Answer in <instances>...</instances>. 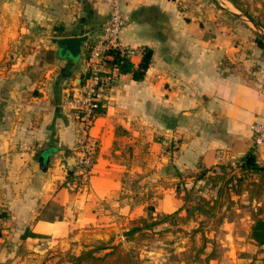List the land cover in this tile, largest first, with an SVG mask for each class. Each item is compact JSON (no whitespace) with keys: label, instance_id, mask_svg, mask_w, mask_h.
I'll use <instances>...</instances> for the list:
<instances>
[{"label":"crops","instance_id":"0c3cea01","mask_svg":"<svg viewBox=\"0 0 264 264\" xmlns=\"http://www.w3.org/2000/svg\"><path fill=\"white\" fill-rule=\"evenodd\" d=\"M115 1L119 43L136 51L130 61L136 67L145 48L152 59L142 81L101 69L112 81L103 83L105 113L89 130L96 160L87 185L72 191L65 182L78 136L67 98L90 71L111 3L0 0V264H55L66 253L123 242L147 202L153 218L184 216L177 174L233 164L249 149L264 166V139L252 129L264 125V52L245 22L220 5L206 17L201 4L197 12L183 0ZM83 30L80 59H58L51 40ZM232 200L240 206L233 217L208 233L218 254L207 244L210 254L196 264H264V245L249 235L246 206L256 202L247 194ZM261 204L264 217V196ZM173 247L181 251L177 241Z\"/></svg>","mask_w":264,"mask_h":264},{"label":"trees","instance_id":"16d2710c","mask_svg":"<svg viewBox=\"0 0 264 264\" xmlns=\"http://www.w3.org/2000/svg\"><path fill=\"white\" fill-rule=\"evenodd\" d=\"M175 1V0H173ZM216 4L215 0H211ZM234 6V8L240 10L239 0H227ZM216 6L220 8L217 4ZM243 16L249 20L256 23L260 28L264 30V24H262L258 19L251 16L248 12H242ZM254 42L256 46L264 52V35L258 32L254 33ZM108 58L104 60V65L109 69H115L118 75L130 74L132 79L135 81H142L152 59V50L145 48L142 52V58L140 63L135 67L130 61V57L125 53L117 49H110L106 52ZM90 71H87L82 77L79 87H83L85 80L89 77ZM106 76V75H105ZM97 117L105 113V107L101 104L97 106L94 110ZM77 166H75L76 168ZM231 170V166H226L224 164H219L211 168H199L198 172L194 175H187L192 177L193 185L190 188L185 186L184 180L182 181L183 187H180V183L176 186V196L183 201L182 209L185 211L184 216H180L179 212L176 211L171 214H160L155 218L151 216V208L146 209L147 216L140 217L136 220H132L130 228L124 232V236L127 240H131L137 233H142L145 230L153 229L156 226L169 223L172 225L182 224L187 225L190 221H194L196 217L214 218L216 216L215 210L219 208L221 203V198L224 193H232L233 196H240L242 194H247L250 201L254 200L256 202L255 207L250 208L252 225L250 228V238L259 246L264 245V217H263V207L261 204V199L264 196V166H261L257 162L256 154L254 149H249L236 163L235 171L233 174L226 178L224 170ZM74 168V171H75ZM218 168L220 171L215 174L214 177L210 178L212 181L220 180L222 184L218 186L216 197L211 199H205L202 196H198V201L200 203L190 206L192 203V196L194 195L193 187L194 185L205 179L207 173L210 170H215ZM74 171H69L67 174L66 182H72L79 179V176L74 173ZM222 173V174H221ZM178 178L181 179L184 175L177 174ZM230 203H232L230 201ZM151 220V222H148ZM202 224V223H200ZM200 226V225H199ZM196 231V230H193ZM214 246V242H211ZM99 246L93 245L91 247L85 248L78 255L70 254L68 255V260L71 264H136L131 251L125 250L120 246L105 245L99 243ZM98 245V244H97ZM105 245V246H104ZM105 252L104 254H100Z\"/></svg>","mask_w":264,"mask_h":264},{"label":"rangeland","instance_id":"374dc122","mask_svg":"<svg viewBox=\"0 0 264 264\" xmlns=\"http://www.w3.org/2000/svg\"><path fill=\"white\" fill-rule=\"evenodd\" d=\"M215 1L218 6L220 5L222 9L225 10V15L227 16H231L229 11L243 16L242 12L244 11L248 12L251 16L258 19L262 24H264V0H239V6L241 8L240 10L234 8V6H232V4L227 0ZM183 4L185 6L192 7L193 10L196 11L197 8H194V6L199 7V5L201 4L200 11H203L204 13L202 14H204L206 17L212 16L213 11L216 12V10L218 9L216 4H214L211 0H183ZM244 22L248 26L246 28H248L251 33H253V36L256 32H258L259 34L262 33L264 35V30L262 28H260L261 30L255 29L253 25L247 21L246 18ZM235 163H224V165L226 166H231V170L229 169V167L224 170V174L227 173L226 178L231 176L233 174V171H235ZM219 171L220 170L218 168H215V170H210V172L206 174L205 179L203 181H200V184L203 186L202 189H199V187L196 186L193 187L194 195L192 196L193 201L190 206L200 203L197 199L198 196H202L205 199L216 197L218 186L222 183L220 180H217L216 177L214 178L215 181H212L210 178L214 177L215 174H218ZM184 176L186 177L187 175ZM207 176H209L210 178H208ZM182 178L183 177H181L180 180H182ZM147 193L149 196L151 191H148ZM232 197V193H224L223 197L221 198L222 205L215 210L216 216L214 218H205L200 216L196 217L193 221L194 227L190 231L185 230V225L179 223L177 224L178 229H173L169 227V223H165L163 225L156 226L153 229L145 230L142 233H137L130 241L127 240L123 235L124 232H126L124 231L122 233L124 241L114 243L112 246H120L125 250L131 251L136 264H196L200 260H203L202 256L205 257L207 254H210L209 250L207 249V247H209L207 244L212 245L211 242L213 240L215 241V239H212L210 236L208 237L209 231L218 230L224 219H231L233 217L235 208L240 207L235 201L232 200ZM230 201L232 203H230ZM235 203L237 204V206L235 205ZM147 208L152 209V205H150L149 202H147L145 211ZM246 209L249 211L250 205L246 206ZM148 222H151V220H148ZM191 222L192 221H190L189 223ZM131 224L132 222H130V225ZM176 241L181 246V251L179 252H176V248L173 247ZM99 245L100 244L96 246ZM216 245L217 244H214V248L212 247L215 255L218 254V248H216ZM104 253L105 252H101L100 254L102 255ZM70 254L72 253H66L55 264H71L68 260V255Z\"/></svg>","mask_w":264,"mask_h":264},{"label":"built area","instance_id":"2783aa9c","mask_svg":"<svg viewBox=\"0 0 264 264\" xmlns=\"http://www.w3.org/2000/svg\"><path fill=\"white\" fill-rule=\"evenodd\" d=\"M107 1L111 3L108 20L102 28L100 40L91 47L88 56L90 75L85 80L83 87L79 88V93L77 95L70 94L67 98V105L71 108L70 114L75 120L78 136L76 175L79 176V179L67 182L65 185L72 191L80 190L87 185L96 160L98 141L90 136L89 130L97 118L94 110L99 104L102 105L100 96L103 91V83L112 81L109 73L105 77L102 76L101 69L104 66V60L108 58L106 52L110 49H117L129 57L136 53L133 49L122 48L119 43L118 36L123 27V19L116 1ZM252 129L260 138L264 139V125H254ZM121 238L124 239L123 236Z\"/></svg>","mask_w":264,"mask_h":264},{"label":"water","instance_id":"95a60500","mask_svg":"<svg viewBox=\"0 0 264 264\" xmlns=\"http://www.w3.org/2000/svg\"><path fill=\"white\" fill-rule=\"evenodd\" d=\"M229 13L236 18L242 19L243 21L246 18L239 14H236L235 12L229 11ZM246 19L253 25L255 29L261 30L256 23L249 20L248 18ZM88 37L89 30H83L82 33L78 36L53 38L51 42L57 47L56 57L60 60L64 59L68 62V64H71L72 60H79L82 55V47L88 41Z\"/></svg>","mask_w":264,"mask_h":264}]
</instances>
